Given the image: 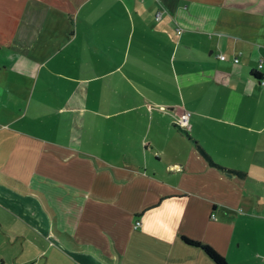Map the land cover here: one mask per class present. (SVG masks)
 <instances>
[{
  "label": "crops",
  "instance_id": "0c3cea01",
  "mask_svg": "<svg viewBox=\"0 0 264 264\" xmlns=\"http://www.w3.org/2000/svg\"><path fill=\"white\" fill-rule=\"evenodd\" d=\"M263 69L264 0H0V264H264Z\"/></svg>",
  "mask_w": 264,
  "mask_h": 264
},
{
  "label": "trees",
  "instance_id": "16d2710c",
  "mask_svg": "<svg viewBox=\"0 0 264 264\" xmlns=\"http://www.w3.org/2000/svg\"><path fill=\"white\" fill-rule=\"evenodd\" d=\"M253 75L257 76L258 78L260 77V75L257 74V72H252ZM194 145L196 146L198 152L208 161V163H210L211 165L216 166L217 168L221 169L222 171H224L227 174H235V175H239L242 176L245 174V171L239 168H233V167H226L223 165H220L219 163L213 161L210 158V155L208 154V152L200 145L198 144L196 141H194ZM181 238L190 244L196 245L198 246L200 249H202L207 255L208 257H210L215 264H227L226 260L224 259V257L218 253L211 245H209L208 243L204 242V241H200V240H195V239H191L185 235H181Z\"/></svg>",
  "mask_w": 264,
  "mask_h": 264
},
{
  "label": "built area",
  "instance_id": "2783aa9c",
  "mask_svg": "<svg viewBox=\"0 0 264 264\" xmlns=\"http://www.w3.org/2000/svg\"><path fill=\"white\" fill-rule=\"evenodd\" d=\"M158 17H159V11H156L155 14H154V18L157 19ZM175 31H176V32H179L180 29L177 27V28L175 29ZM217 56H221V53L219 52V53L217 54ZM232 59H233V60H236V57L234 56ZM260 67H261V61L258 60V61L256 62V68H260ZM263 78H264V69H263V73H262V75L258 78V80H259L260 82H262V81H263ZM175 121H176V123H177L179 126L186 127V126L188 125V121H189V118H188V112H186V111H181V112L177 113V114L175 115ZM138 224H139V219L136 218V219H134L133 222H132V227L135 228L136 226H138Z\"/></svg>",
  "mask_w": 264,
  "mask_h": 264
},
{
  "label": "rangeland",
  "instance_id": "374dc122",
  "mask_svg": "<svg viewBox=\"0 0 264 264\" xmlns=\"http://www.w3.org/2000/svg\"><path fill=\"white\" fill-rule=\"evenodd\" d=\"M228 164H232V162H226ZM256 201V207H261V210L264 213V189L262 188V191H259V196L255 198ZM264 215V214H263Z\"/></svg>",
  "mask_w": 264,
  "mask_h": 264
}]
</instances>
